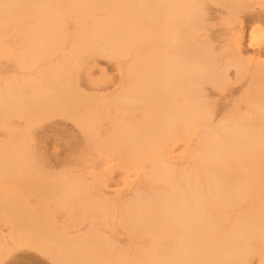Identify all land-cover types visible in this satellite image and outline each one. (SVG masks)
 <instances>
[{
    "label": "bare ground",
    "instance_id": "1",
    "mask_svg": "<svg viewBox=\"0 0 264 264\" xmlns=\"http://www.w3.org/2000/svg\"><path fill=\"white\" fill-rule=\"evenodd\" d=\"M208 3L248 5L0 0V264L20 249L53 264H264V65L201 41ZM100 60L123 75L113 94L82 89ZM232 68L250 85L215 122L205 91ZM56 118L140 182L130 199L107 198L100 173L47 169L34 137Z\"/></svg>",
    "mask_w": 264,
    "mask_h": 264
},
{
    "label": "rangeland",
    "instance_id": "2",
    "mask_svg": "<svg viewBox=\"0 0 264 264\" xmlns=\"http://www.w3.org/2000/svg\"><path fill=\"white\" fill-rule=\"evenodd\" d=\"M247 3L249 6L246 5L235 15H230L228 9L222 5L208 3L205 7L201 41L215 53L227 48H239L243 58L255 68L264 65V0H247ZM0 64L9 68L11 63L2 59ZM250 80L249 75L238 76L232 68L227 81L222 82L220 88H206V97L217 106L215 122L232 111L248 90ZM122 83L123 75L116 65L105 60H100L91 67L89 78L82 77V89L88 93L113 94L120 89ZM34 146L51 172L73 170L103 175L106 186L102 187V191L107 198L128 200L140 185L133 177L126 178L119 167L100 165L97 152L92 150L81 130L70 120L56 118L43 123L35 132ZM183 152L184 148H181L176 153V163H181ZM121 241L123 244L125 239L121 238ZM1 264L53 263L36 251L20 249Z\"/></svg>",
    "mask_w": 264,
    "mask_h": 264
}]
</instances>
